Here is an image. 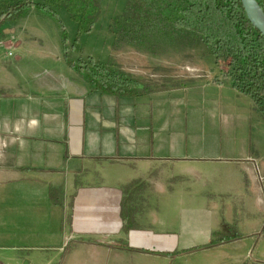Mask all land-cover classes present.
Wrapping results in <instances>:
<instances>
[{
    "label": "crops",
    "instance_id": "1",
    "mask_svg": "<svg viewBox=\"0 0 264 264\" xmlns=\"http://www.w3.org/2000/svg\"><path fill=\"white\" fill-rule=\"evenodd\" d=\"M13 34L0 42L17 54L9 65L0 59V264H191L181 260L227 259L242 244V201L264 191V157L247 151L245 128L264 133V117L234 87L226 59L207 51L187 87L121 70L157 86L117 97L93 90L63 44L59 56L28 55L45 41ZM193 123L204 141L185 135ZM220 158L235 164L216 172L218 197L203 185L211 171L196 163ZM133 182L144 184L145 205L130 229L122 214ZM218 230L233 231L231 240L209 246Z\"/></svg>",
    "mask_w": 264,
    "mask_h": 264
},
{
    "label": "trees",
    "instance_id": "2",
    "mask_svg": "<svg viewBox=\"0 0 264 264\" xmlns=\"http://www.w3.org/2000/svg\"><path fill=\"white\" fill-rule=\"evenodd\" d=\"M257 2L264 11V0ZM62 7L77 24L78 34L91 31L100 10L97 0H0V41L5 23L18 22L34 8L58 20ZM169 27L191 45L203 44L210 55L236 65L234 87L252 97L264 117V37L249 21L241 0H129L123 15L114 21L117 38L129 46L140 45L148 36ZM63 51L68 65L93 90L117 97H139L152 91L115 64L93 58L74 61L66 42ZM73 51L81 52L82 48L75 45ZM143 185L133 182L125 188L122 217L127 228L139 226L136 213L145 205L140 199ZM232 233L216 231L209 246L231 240Z\"/></svg>",
    "mask_w": 264,
    "mask_h": 264
},
{
    "label": "rangeland",
    "instance_id": "3",
    "mask_svg": "<svg viewBox=\"0 0 264 264\" xmlns=\"http://www.w3.org/2000/svg\"><path fill=\"white\" fill-rule=\"evenodd\" d=\"M97 1L100 8L99 15L89 33L78 34L77 24L63 7L58 10V20L34 8L18 22L5 23L2 30L3 32L7 31V35L3 36L0 42L2 43L7 38L14 42L13 30L27 31L28 34L26 36L29 40L33 39L32 41L34 42L37 41L36 38H41L45 41V44L40 46V48L29 51L28 55H62V44L66 42L71 50L70 56L75 61L93 58L96 61L106 63L113 64V62H117L118 69L124 71L131 69L132 77L136 79L143 77L141 75L145 73L149 79L158 80L159 86L177 83L187 87L192 71L195 67L199 68L202 65L200 64V58L207 52L203 44L191 45L189 39H183L180 34H177L173 28L169 27L159 33L148 36L140 45L129 46L121 42L120 38H117L114 30V21L123 15L129 0ZM75 45H79L82 51H73V46ZM9 52L14 55L4 59ZM15 56H17L15 51L7 50L2 44L0 45L1 60H5L9 65L15 62ZM234 67H232L233 69L231 68V71L235 80L237 70ZM35 72L39 74L37 76L40 78L43 74L46 76L50 75L47 70L43 69H35ZM40 73H43L42 76ZM155 86L157 84H151V87ZM184 133L185 135L191 134L193 140L196 137L197 140L204 141L205 138L203 137L204 135L201 136L204 131L196 130L194 123ZM245 134L248 137L247 151L252 153L257 159L259 156L264 157V133L256 125H249L247 130L245 128ZM250 135L252 138H250ZM224 151L219 150L222 154ZM257 159L251 164L254 165L257 161L258 164L263 162V159ZM196 164L204 166L208 171H211L209 173L211 174L210 179L204 180L203 185L208 188H205L208 192L220 197L221 189L224 187L217 180L219 179L217 176L221 175L216 172L226 171V168H231L235 163L225 158H220L210 161L201 160ZM223 174L222 177L224 176ZM244 178H246L245 175ZM183 196L182 193V202L184 201ZM242 202H244L243 209L245 213L244 215H239V219L243 226L245 238L242 244L236 245L234 249H229L227 259L222 252H218V254H195L190 258L184 257L181 261L190 262L191 264H211L218 258L219 260L227 261L228 264H264V191L261 195H246ZM250 208L254 211V215L249 213Z\"/></svg>",
    "mask_w": 264,
    "mask_h": 264
},
{
    "label": "water",
    "instance_id": "4",
    "mask_svg": "<svg viewBox=\"0 0 264 264\" xmlns=\"http://www.w3.org/2000/svg\"><path fill=\"white\" fill-rule=\"evenodd\" d=\"M251 24L264 37V11L257 0H241Z\"/></svg>",
    "mask_w": 264,
    "mask_h": 264
},
{
    "label": "built area",
    "instance_id": "5",
    "mask_svg": "<svg viewBox=\"0 0 264 264\" xmlns=\"http://www.w3.org/2000/svg\"><path fill=\"white\" fill-rule=\"evenodd\" d=\"M12 46L10 45V46H8V49H10ZM13 54H12V52H9V56H12Z\"/></svg>",
    "mask_w": 264,
    "mask_h": 264
}]
</instances>
